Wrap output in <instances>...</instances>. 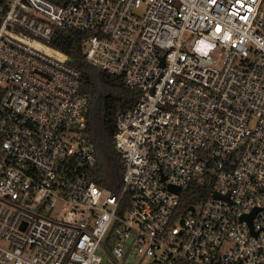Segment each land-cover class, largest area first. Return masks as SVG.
<instances>
[{
	"label": "built area",
	"instance_id": "1",
	"mask_svg": "<svg viewBox=\"0 0 264 264\" xmlns=\"http://www.w3.org/2000/svg\"><path fill=\"white\" fill-rule=\"evenodd\" d=\"M58 27L141 90L117 192L81 169L89 97ZM181 259L264 264V0H0V264Z\"/></svg>",
	"mask_w": 264,
	"mask_h": 264
},
{
	"label": "trees",
	"instance_id": "2",
	"mask_svg": "<svg viewBox=\"0 0 264 264\" xmlns=\"http://www.w3.org/2000/svg\"><path fill=\"white\" fill-rule=\"evenodd\" d=\"M88 32L77 28L58 27L51 44L71 55L72 63L82 76V90L89 97L87 133L95 147V160L82 163L81 169L98 185L117 192L121 186L120 154L113 144L117 114L135 104L141 90L128 84L120 75L109 73L93 65L86 57L84 39ZM199 195L182 198L183 207L198 200ZM176 264H195L181 259Z\"/></svg>",
	"mask_w": 264,
	"mask_h": 264
},
{
	"label": "water",
	"instance_id": "3",
	"mask_svg": "<svg viewBox=\"0 0 264 264\" xmlns=\"http://www.w3.org/2000/svg\"><path fill=\"white\" fill-rule=\"evenodd\" d=\"M172 189H173L175 192H179L180 187H179V186H177V187H172ZM192 207H193V206H190V208H192ZM252 217H253V214H251V215L249 216V222H251Z\"/></svg>",
	"mask_w": 264,
	"mask_h": 264
},
{
	"label": "rangeland",
	"instance_id": "4",
	"mask_svg": "<svg viewBox=\"0 0 264 264\" xmlns=\"http://www.w3.org/2000/svg\"><path fill=\"white\" fill-rule=\"evenodd\" d=\"M177 222H178V224H180L179 220H178ZM135 263H136V262H135Z\"/></svg>",
	"mask_w": 264,
	"mask_h": 264
}]
</instances>
